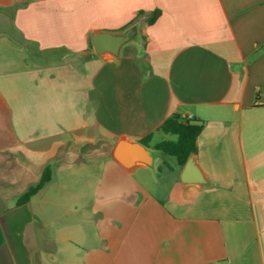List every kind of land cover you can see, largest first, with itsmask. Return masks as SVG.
I'll list each match as a JSON object with an SVG mask.
<instances>
[{"label": "crops", "instance_id": "crops-1", "mask_svg": "<svg viewBox=\"0 0 264 264\" xmlns=\"http://www.w3.org/2000/svg\"><path fill=\"white\" fill-rule=\"evenodd\" d=\"M173 114L198 180L154 149ZM0 264H264V0H0Z\"/></svg>", "mask_w": 264, "mask_h": 264}, {"label": "water", "instance_id": "water-1", "mask_svg": "<svg viewBox=\"0 0 264 264\" xmlns=\"http://www.w3.org/2000/svg\"><path fill=\"white\" fill-rule=\"evenodd\" d=\"M137 35L135 26L124 30L121 33H104L97 32L91 35V45L93 53L102 57L106 54L112 57H118L120 49L126 43L134 40ZM113 158L125 168H130L137 164H143L148 167L152 166L154 161L152 153L139 142H128L120 140L116 143L113 150ZM190 176L198 180L199 171L193 164V160L189 157L186 161L182 172V179H188Z\"/></svg>", "mask_w": 264, "mask_h": 264}, {"label": "trees", "instance_id": "trees-1", "mask_svg": "<svg viewBox=\"0 0 264 264\" xmlns=\"http://www.w3.org/2000/svg\"><path fill=\"white\" fill-rule=\"evenodd\" d=\"M139 12L138 15H142ZM160 15V11L154 10L147 18V24H152ZM91 47V44H90ZM201 130V124L195 120L182 119L177 114L167 117L157 128L163 135H170L173 139L165 138L154 146L166 156L174 157L179 165H183L187 158L196 152L195 140ZM150 136L141 140L143 145L147 144ZM49 180V169L46 168L40 181L31 187L23 196L22 201H27Z\"/></svg>", "mask_w": 264, "mask_h": 264}]
</instances>
